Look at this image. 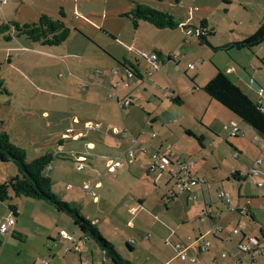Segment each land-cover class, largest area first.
<instances>
[{
  "label": "rangeland",
  "instance_id": "374dc122",
  "mask_svg": "<svg viewBox=\"0 0 264 264\" xmlns=\"http://www.w3.org/2000/svg\"><path fill=\"white\" fill-rule=\"evenodd\" d=\"M226 1L231 4H225L223 0H181L179 4L158 0L0 1V27L9 22L20 25L36 22L42 15H48L64 21L70 29L68 40L54 47L34 43L27 37L14 35L10 31L0 32V133L7 132L11 143L26 151L28 160L47 153L55 154L46 170V174L54 181L55 194L66 202L85 205L82 213L88 219H101V229L110 231L107 235L117 245L116 249L124 259L131 260L134 264H164L170 259L172 254L165 244L164 225L171 224L176 228L180 220L186 217V211L185 207L179 205H172L169 215L153 211L162 198L163 187L175 184L174 180L169 181L167 174H149L147 177L144 171L139 170V163L131 168L132 165L129 166L126 159L121 160V168L109 171L105 164L110 157L122 154L124 147L108 131L113 127L122 128L133 124L132 129H145L149 135H160V142L166 143L162 140L163 135H166L170 140L167 147L170 145L175 154L188 158L187 163H197L196 168L189 169L198 178L205 177L214 181L223 179L228 169L238 163L244 164L246 176L254 162L264 158V139L256 134L253 137L242 136L238 140H244L243 146L230 137L227 131L217 138L209 132L207 126L196 122L194 117L198 111L206 117L224 120L216 109L223 112L224 109L221 108L224 107L209 99L204 91L191 96L188 90L194 85H204L205 77L220 69L230 72L234 82L252 100L259 102L257 85L264 87V44L252 50L214 51L200 45L196 36L188 35L182 30H159L146 22H140L139 27L135 28L131 20L122 15L131 11L134 3L139 2L167 12L176 19L187 21L190 25H199L202 19H207L215 31L211 38L212 43L224 46L254 33L259 26V17L264 19V0ZM61 11L65 16L61 15ZM7 36H11V39L7 40ZM154 47L163 52L165 60L160 64L158 72L154 73L158 80L147 77L145 71H154V65L140 54L143 51L152 53ZM168 53L172 55V62L167 59ZM128 59L131 67L136 68V62L139 63V69L148 85L138 95V103L128 109L119 110L113 100L107 99L108 96L114 97L113 94L118 89L110 88L108 92L99 87V83L111 80V85L119 83V89L126 92L135 88L139 84L137 80H130V88H124L120 80L123 76L128 81L123 65ZM189 63L195 69H188ZM114 69L119 71L120 76L113 75ZM106 83H103L104 88ZM174 95H179L183 101H172L171 97ZM88 101L94 102L86 104ZM168 113L173 114L175 122L168 120ZM154 115L159 121L152 125L150 117ZM74 116L101 124L102 130L95 133L98 138L90 135L92 138H86V141L70 139L68 128L72 127L71 120ZM190 123L196 133L202 131L206 135L204 147L195 137L186 135L183 131L181 125L189 126ZM93 138L97 151L90 153L92 156L98 154L100 158H95L99 161L98 165L94 171L89 167L78 171V158L73 152L83 150L85 142L92 141ZM257 138L262 142L261 148L256 144ZM60 141H63L62 147ZM235 144L243 150V154L238 156L232 148ZM85 151L86 149L83 150ZM247 161L251 164L250 167L245 164ZM174 167L176 170L179 168L176 165ZM258 170L264 172V165L258 166ZM16 174L17 169L13 163L0 162V183ZM91 179H102L104 184L102 189H96L101 197L98 204L94 203L92 196L78 189L83 188L84 181ZM260 180L262 182H256L263 184L264 176ZM256 182L254 178L250 179L241 188V195L247 193L249 185L264 194V189L254 185ZM69 185L74 188L72 193H69ZM233 187L234 190L229 189L232 206L236 204L239 190L236 186ZM60 194H69V197L64 198ZM138 197L145 200V210L142 213L144 216L136 229H130L127 223L132 217L128 208L138 205ZM261 201L264 204V199ZM10 204L17 205L19 209L18 220L24 226L25 230L21 232L24 238L8 234L7 238L10 239L6 241L0 235L3 240L0 253L5 251L8 259L6 262L2 259L0 263L43 264L44 260L51 264H58L59 261V264L63 263V259L61 261V258L59 260L52 255L57 249L53 248L55 244L50 233L55 231V222H58L59 229H65L77 236L82 235L73 220L64 213H58L44 201L13 197L10 202L0 203V221L3 210L11 212ZM196 204L190 205L192 212L188 213L189 230L192 234L195 226L202 224L201 218L196 215L199 211ZM219 206L226 210V214L230 210L228 204ZM258 211L262 213L261 209ZM243 214L246 215L245 212ZM103 218L108 220L102 222ZM251 230L252 227L248 226L246 232L250 233ZM146 234L151 235L152 239H144ZM210 239L213 240V237L210 236ZM130 240L137 242L132 245L133 250L128 246ZM239 255L240 259L232 264H238L239 261L242 264H264V254L256 259V263L243 252ZM191 257L197 263H191ZM228 258L231 259V254ZM186 259L188 261L183 262L184 264H217L214 253L201 257L198 253L194 256L188 253ZM73 262L76 264L78 260Z\"/></svg>",
  "mask_w": 264,
  "mask_h": 264
},
{
  "label": "crops",
  "instance_id": "0c3cea01",
  "mask_svg": "<svg viewBox=\"0 0 264 264\" xmlns=\"http://www.w3.org/2000/svg\"><path fill=\"white\" fill-rule=\"evenodd\" d=\"M223 3L228 4V5L231 4L229 1H226V0H223ZM177 20H180V19H177ZM180 21L184 25H190L187 23V21H183V20H180ZM261 24L264 25V19L259 17V26ZM209 25H210V23H209ZM191 26H193V25H191ZM259 26H257V28ZM176 30H182V31L186 32L188 35L195 36L191 30H184L182 28H178ZM176 30H170V31H176ZM210 43L214 47H221V46H217V45L213 44L211 39H210ZM210 49H212V48H210ZM152 50H153L152 53H156L159 55L158 65L159 66H160V64L162 65L163 62L165 61L163 52L159 49H155V47ZM143 52H146V51H143ZM147 53H149V52H147ZM169 57L172 58L171 53H168V56H167L168 61H171L169 59ZM262 60H264V58ZM136 63H137V66H136V68H134V67L130 66L129 59L124 61V64H128L127 67H129L131 70H133L135 72L134 80H137L139 82V84L135 88L131 89L129 92H126L125 90H123L121 88L119 89V87L116 88L115 86L111 85L110 84L111 80L103 82V83L107 82L105 84L106 88H104L102 82L99 83V87H102L103 89H105L108 92H109L110 88L118 89L117 93L115 92L116 94H113V96L118 98V99H124L127 97H131V98H137L139 101L138 95L141 94L142 88L146 87L148 85V83L145 82L146 80H144L145 79L144 74L139 69V63L138 62H136ZM189 65H191V63L188 64V67H187L188 69H195L194 65H193L194 68H189ZM150 72L145 71V74L147 75V77L156 78V76H154V74L150 75L149 74ZM157 72L158 71H156L155 74ZM224 72H226V71H224ZM227 73L230 74V72H227ZM100 74H103V72ZM216 74L217 73H213V72L209 73L207 75V77H205V81L203 83L204 85L199 84V85H194L193 87H190L188 90V92H190V95L195 96L196 93H199V91H203L202 88L212 78H214L216 76ZM118 76H120V74ZM198 76H199V74H198ZM120 80H121V82L126 81L123 76L120 77ZM156 80H158V77L156 78ZM149 82H150V80H149ZM131 85L132 84L130 82V85L128 87H124V88H130ZM118 86H120V84ZM196 86H198V87H196ZM257 87L259 89L261 87V85H257ZM258 89H257V91H258ZM174 94H176V93H174ZM114 97L111 98L110 96H108L107 99H108V101L113 100L116 103V106L118 107L119 110H125L124 108H120L118 106L116 98H114ZM176 97H180V96L179 95L172 96L171 97L172 101ZM207 97L209 99H211L212 101H215L211 97H209L208 95H207ZM138 101L136 103H138ZM91 102H94V101H91ZM91 102L88 101V102H86V104H91ZM255 102H257V101H255ZM210 104L213 105L212 102ZM95 105H96V102H95ZM101 105H103L102 101H101ZM221 106L224 107L223 105H221ZM130 107H128V108H130ZM263 107H264V103H263ZM128 108H126V109H128ZM216 109L219 111L220 115L222 116V118H224V120L217 119V118L212 117V116L206 117L205 115H203L202 113H200L198 111L195 114L194 120L196 122H200L202 125L207 126L209 132L212 133L213 135H215L217 138H219L221 136V134L224 133V131L229 132L230 137H232L231 136V129H232L233 123L237 124L239 131H240L238 137H232L236 141L238 139H240L242 136L248 135V136L253 137L255 134L258 135V133L252 127L243 123L235 114H233L231 111H229L225 107L221 108V109H224L223 112H222V110L220 111L218 108H216ZM224 111H228V112H224ZM129 116L130 115H128V118H129ZM167 116L169 118L168 119L169 121H171V122L176 121V119H174L172 117L173 116L172 113H168ZM150 120H151L152 125L159 121V119L156 115L150 117ZM71 122H72L71 123L72 127L70 129H76L77 131H83L84 125L87 122H94V121L91 119H83L82 120L79 117L74 116L72 118ZM161 125L163 126V124H161ZM133 126H134L133 124H129L126 127L125 126L122 127V129H127L134 137H136L139 140V142L141 143V145L145 148L146 152L138 155L136 158V161L133 162L132 164L128 163L129 166L132 165L131 168L133 167V165H137L139 163L138 164L139 170L144 171L145 174H148L146 166H148L147 164H149L152 156L158 152H164V153L170 154L169 159L172 160V162L187 163L188 158H186L184 155L175 154L172 151V148H170V145H169V147H167L166 144H169L168 142H170V140L168 139V137L166 135H163V139H162L166 143H164L163 141L160 142V140L158 139V138H160V135H156L155 137H153V134H155V133H152L151 135H149L148 132L145 131V129H143V131H138V129H132ZM191 126H193L192 123H190L189 126H182L181 125V127L183 128V131L185 133L187 131H190L194 135L198 136V138H203L202 146L204 147L206 145V141H207L206 135L202 131H198V133H196L194 131V128ZM102 128L103 127H101V129ZM118 128H120V127H118ZM151 128L153 129L154 127H151ZM70 129L68 128V130H70ZM131 129H132V131H131ZM133 130L135 132H138V133H136V134L133 133L134 132ZM108 134H109V131H108ZM89 137L90 136H88L86 138H89ZM86 138H81V139L75 140V141H86L85 140ZM90 138H92V137H90ZM95 138H98V137H95ZM95 138H93L92 141L85 142L84 147H83V150L86 149L85 152H83L82 149H78L77 151L73 152L74 155L77 156V158H78V155H85V156L87 155L84 170H86V168L89 167L92 169V171H94V169L98 165L99 161H98V159H95V158H100V157L97 156L98 154H93V156H92V154L90 153V151H92V153L97 151L96 142L93 141ZM62 143H63V141L59 142L60 147H62ZM238 143L244 146V140H238ZM123 144L124 143H122V146L124 147L125 144L124 145ZM88 145L89 146L91 145L90 146L91 149L87 148ZM234 146L235 147H232V148H234L235 152L238 153V156L240 154H243L242 149H240L236 144ZM259 147L261 148L262 146H259ZM119 149H120V147H119ZM188 164L191 165V167H192V168L190 167V169L196 168V165H197V163H193L192 161ZM245 164H249L248 161ZM102 165H103V163H102ZM250 165L251 164H249L248 167H250ZM263 165H264V162L258 166H263ZM105 166H106V164H105ZM258 166H257V169H258ZM190 169H189V173H191L193 175L192 170H190ZM84 170H81V171H84ZM228 170L229 171L227 172V174H225V177L223 179L221 178L217 181L210 180V179H207L205 177H201V178L206 179L207 183L205 185H203L202 187H200V186L194 187L192 189L191 193L188 195H181L179 197H176L175 199L170 198L169 201L167 202V200H166L167 198H164V196L162 194V198H161L160 202L158 203V206H156L153 209L154 212H159V213L161 212V213H164V215H169L170 214L169 211L172 212V207H173L172 205H177V207H178V205L180 207L183 206V207H185V211H186V217L185 218L183 217L180 220V223L177 225L176 228H174L173 225H171V224H169V225L165 224L164 225L166 227L165 228L166 231H164V234H163L165 236L164 237L165 238V244H166V246H168L171 249L170 252L172 254L170 259H168L167 262H165L164 264H174V263L175 264H184L183 262L188 261L186 258L184 259L183 256H179V251L177 249V246L180 244H183V245L189 247L187 250V257H188V253L191 254L192 256H194L196 253H198V255L200 257L202 255L214 253L217 264H232V262L235 261L236 259L237 260L240 259L239 254H242V252L237 250V246L239 244L246 243L248 241V239H250V238H259L260 239V243H259L260 246L264 245V243H263L264 238L261 239V237H260L261 231L264 232V204H262V201H261V199H264V194L258 192V190H255L254 188H252L251 185H249L247 193H244V196H242L241 190L243 189V186L248 184L250 179H253V177L243 176V174L246 173V171H244L245 170L244 164L241 165L240 163H238L234 167H230ZM78 171H80V170H78ZM261 172H262V174L260 175V177L264 176V172L263 171H261ZM237 173H240V175H238L239 179H235V177H234ZM146 176L149 177V174ZM193 176H195V175H193ZM195 177L198 178V176H195ZM260 177H258L259 179L254 178V180L255 181H258V180L261 181ZM87 185L91 187V189H92L91 191L93 192L92 194L82 190V188H78V189L81 190L82 192H85V193L89 194L90 196H92L94 203H96V204L100 203L101 197H100V195L96 189L100 190L103 188L104 184H103L102 179H97V180L91 179V180L84 181L83 187L87 186ZM226 185H228V186L226 187ZM254 185H256V184H254ZM263 185H264V183H263ZM233 186H236L239 189L237 201H236V204L234 206H232V204H233L232 195L229 193L230 188L234 190ZM256 187H257V185H256ZM73 189L74 188L70 189L69 193H72ZM259 189H264V186L260 187ZM220 191H225V192L229 193L230 198H231V202H230V204H228L230 210L227 214L225 213L226 210L219 206V205H223L225 203L218 198V193ZM60 195L64 198L69 197V194H66V195L60 194ZM191 198H193V199L191 200ZM242 202H243V204H242ZM22 203L23 202H21V204ZM194 203H197L196 206H197V208H199V211H200V212L199 211L196 212V215L198 218H200L203 215L206 208L210 209L211 216L209 214L207 219H205L204 221L200 220V222L202 224L195 226L194 234H192L191 230H189L190 218H188V213L192 212L190 205L194 204ZM258 203H259V205H257ZM78 204H81V203H78ZM170 204H171V206H169ZM225 204H227V203H225ZM81 206L83 208L85 205L84 206L81 205ZM144 206H145V200L141 199V197H138V205L128 208V213L132 217L130 219V221H128V223H127V226L130 229H136L138 224L142 223V218L144 216V215H142V213L145 210ZM258 206H260V207H258ZM133 208L137 209L136 213L131 212V210ZM259 209L262 210V213H259V211H258ZM49 212L51 214L53 213L52 211H49ZM243 212H245L246 215H244ZM58 213H60V212H58ZM174 213H176V212L174 211ZM19 215H20L19 209H18V215L13 214V212H8L6 210H3L2 219L0 221L1 222L0 226L2 224H4L5 222H7L10 218H14L16 221V224L9 228V232H7L6 234H2L0 232V235L4 236L6 241H8V239H10V238H7V237H9L8 234H11L12 237L17 236L18 238H24L23 234L21 233L22 230L24 229L23 228L24 226L22 227L21 222L18 220ZM213 216H215V217H213ZM37 219L39 221H41V219L39 217ZM90 220L98 227V229L102 233V235L110 243H112L115 246V248H117V245L114 243V241L110 237V235H107V233L110 231H108L107 229H104V230L101 229V227H100L101 219L96 218L94 220H92V219H90ZM107 220H108L107 218L106 219L103 218L102 222H106ZM216 224H221V232L215 236L210 232V229L212 226H215ZM55 225H56L54 228L55 231L53 230L50 233V237L53 238L52 240L54 241V244H55L53 248L54 249L56 248L57 251L55 253L53 252L52 255L54 256V258H57L59 260L61 258V261L63 259V263H61V264H70L69 261L72 262L71 264H74L73 261H75V263H76L77 260H78V263H76V264H113L111 262V260H109L105 257L103 250L93 240L85 237L83 234L77 236L75 234H70L65 229H59L58 222H55ZM248 226L252 227V230L250 233L246 232V230L248 229ZM234 229H239L240 233L238 235H234L233 234ZM257 232H258V234H257ZM55 233H58L57 236L54 235ZM64 235H67V237H73L76 242H73V241L65 238ZM210 236L213 237V240L210 239ZM228 237L231 238L230 244H228L225 241L226 238H228ZM0 239L2 240L1 237H0ZM144 239L151 240L152 236L149 234H146V235H144ZM213 241L215 242V244H214L215 247L213 245ZM206 242L210 243V246L206 252H201V250L199 248L202 247ZM138 243H140L139 240H138ZM135 244H137V242H135ZM1 247H2V245L0 246V248ZM67 248H70L71 251L67 252L66 251ZM211 250H212V252H211ZM225 252H227L228 255ZM119 253H120V251H119ZM229 254H231V259L228 258ZM260 257H258L257 259H259ZM2 259H4L5 262L8 260L6 258V255H5V251H2V253H0V261ZM129 261H131V260H129ZM178 261L180 263H177ZM256 261H258V260H255V263H256ZM59 263H60V261H59ZM196 263H197V261H196ZM2 264H4V263H2ZM49 264H51V262H49ZM238 264H242V262L239 261Z\"/></svg>",
  "mask_w": 264,
  "mask_h": 264
},
{
  "label": "trees",
  "instance_id": "16d2710c",
  "mask_svg": "<svg viewBox=\"0 0 264 264\" xmlns=\"http://www.w3.org/2000/svg\"><path fill=\"white\" fill-rule=\"evenodd\" d=\"M172 1L179 4L181 0H158ZM61 15L65 16L61 11ZM122 16L131 20L135 28L140 22L152 24L159 30H176L182 28L191 30L197 37L200 45L212 48L214 51L231 49L252 50L264 44V25L261 24L254 33L246 36L242 40H235L221 47H214L210 39L215 35L214 30L209 25L207 19H202L199 25H184L173 15L149 7L141 3H134L131 11ZM10 31L17 36H25L34 43L43 46H60L70 37V29L64 21L53 19L48 15H42L38 21L20 25L17 22H9L0 27V32ZM7 40L11 36L6 37ZM172 61V58L169 57ZM125 69H130L128 64H123ZM0 84L1 80H0ZM202 90L213 100L223 105L226 109L235 114L243 123L252 127L259 136L264 138V110L259 102L253 101L231 78L230 74L218 70L216 76L212 78ZM174 102L183 101L181 97L173 99ZM187 135L195 137L202 145L203 138L196 137L192 132L187 131ZM238 137V136H237ZM75 141V140H74ZM56 156H59L57 154ZM55 154L47 153L40 157L28 160L26 151L11 143L7 132L0 133V162L13 163L17 169V174L10 176L6 182L0 183V203L10 202L13 197L30 198L44 201L51 205L60 213L68 215L79 228L80 232L87 238L93 240L104 252L105 257L113 264H134L124 259L115 246L110 243L99 231L98 227L82 213V206L75 202H66L57 196L53 191L54 182L46 174ZM149 174V173H148ZM146 174V175H148ZM237 173L234 177L239 179ZM9 208L13 214L18 215V208L15 204H10ZM252 218V217H251ZM261 239L264 232L261 231ZM2 240L0 239V246ZM129 248L133 250L131 244Z\"/></svg>",
  "mask_w": 264,
  "mask_h": 264
},
{
  "label": "built area",
  "instance_id": "2783aa9c",
  "mask_svg": "<svg viewBox=\"0 0 264 264\" xmlns=\"http://www.w3.org/2000/svg\"><path fill=\"white\" fill-rule=\"evenodd\" d=\"M2 1V0H0ZM142 58L149 60L153 65H154V71H151L149 74L153 75L156 71L160 69V66L158 65L159 62V55L156 53H147V52H141L140 53ZM189 68H194L193 65H189ZM102 73V72H101ZM125 74L127 76L128 81L123 82V87H128L130 85V80H133L135 78V72L131 69H125ZM113 75L118 76L119 71L117 69L113 70ZM119 84L115 85L116 88H118ZM258 94L260 96V101L259 103L261 104L263 110V103H264V87H260L258 89ZM116 98V97H114ZM117 104L120 108H128L135 104L138 99L137 98H131L127 97L124 99H118L116 98ZM101 124L99 123H94V122H87L84 125L83 131H77L76 129H70L68 130L69 135L71 136L70 139L72 140H79L81 138H86L90 135L96 137L95 133L100 132L101 129ZM239 128L237 124L233 123L232 129H231V136L232 137H237L239 135ZM109 134L114 136L118 141L124 143V149L122 150V154H120L118 157H110L111 159L107 162L106 166L109 169V171H114L118 168L122 167L121 160L126 159L128 163L132 164L133 162L136 161V158L138 155L141 153H145L146 150L145 148L141 145L139 140L134 137L127 129H122L118 127H113L111 130H109ZM156 134H153V137H155ZM68 138V137H67ZM256 144L259 146L262 145V142L259 138L256 139ZM91 146V145H90ZM88 145V149H91ZM264 154V149L262 150ZM87 156V155H86ZM86 156L85 155H78V163L79 165L77 166L78 170H84L85 168V162H86ZM170 154L164 153V152H158L155 153L151 160L150 163L147 166V172L149 174H159V176L166 175L170 179L169 181L171 182L172 180L175 181V184L172 186L165 185V188L163 187V196L164 198L167 199H175L176 197H179L181 195H188L191 193L192 189L194 187H202L207 183L206 179L204 178H197L193 176L191 173H189V168L191 165L188 163H182V162H172V160L169 159ZM264 162V158H259L254 162V165L251 167L249 170V173L246 176H250L253 178L260 177L262 174L258 169L257 166L261 165ZM178 166V170L175 169L174 166ZM243 176H245L243 174ZM256 182V181H255ZM258 187H263L264 185L262 183H255ZM69 189H72L73 186L69 185ZM82 190L93 193L91 190L90 186H84ZM218 198L222 200L223 202L230 204L231 198L229 193L225 191H220L218 193ZM193 198H191L192 200ZM132 213H136L137 209L133 208L131 210ZM210 214V209H205L203 215L200 217L201 221H204L207 219L208 215ZM211 216V214H210ZM215 217V216H213ZM16 224V221L14 218H10L7 222L2 224L0 226V232L2 234H6L9 232V228L14 226ZM210 232L213 235H218L221 232V224H216L215 226H212L210 229ZM240 233L239 229H234L233 234L238 235ZM65 238L76 242L73 237H67V235H64ZM264 240V239H263ZM228 244L231 243V238L228 237L225 240ZM260 239L259 238H250L246 243L239 244L237 246V250L240 252L245 253L249 257H251L253 260H256L258 257L262 256L264 254V245L260 246ZM264 243V241H263ZM129 244H135V240H130ZM210 246V243L206 242L202 247L199 249L201 252H206ZM189 247L180 244L177 246V249L179 251V256H183V258H187V250ZM67 252H70L71 249L67 248ZM191 263H196V259L192 258ZM43 264H49L47 260L43 261Z\"/></svg>",
  "mask_w": 264,
  "mask_h": 264
},
{
  "label": "water",
  "instance_id": "95a60500",
  "mask_svg": "<svg viewBox=\"0 0 264 264\" xmlns=\"http://www.w3.org/2000/svg\"><path fill=\"white\" fill-rule=\"evenodd\" d=\"M264 139V138H263Z\"/></svg>",
  "mask_w": 264,
  "mask_h": 264
}]
</instances>
